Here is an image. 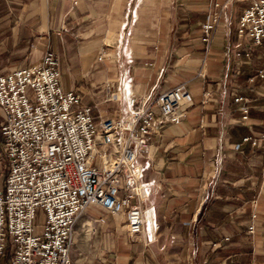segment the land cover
Masks as SVG:
<instances>
[{"label": "crops", "instance_id": "crops-1", "mask_svg": "<svg viewBox=\"0 0 264 264\" xmlns=\"http://www.w3.org/2000/svg\"><path fill=\"white\" fill-rule=\"evenodd\" d=\"M225 1L0 0V37L14 36L16 47L24 35L36 36L29 65L48 48L57 53L63 89L81 95L97 120H128L134 97L153 104L184 84L192 93L181 123H158L150 154L133 163L149 195L139 203L143 232L130 237L125 216L89 208L76 224L74 264H249L262 255L264 185L259 189L256 161L264 154L242 140L264 129V82L247 78L256 59L264 65V54L258 55L264 49L234 69L236 53L248 44L236 33L245 0L232 13L237 0L229 3L211 44L204 43L212 3ZM112 83L119 98L107 102L104 89ZM238 96L252 98L248 121L234 101ZM244 233L257 244L253 249Z\"/></svg>", "mask_w": 264, "mask_h": 264}, {"label": "built area", "instance_id": "built-area-1", "mask_svg": "<svg viewBox=\"0 0 264 264\" xmlns=\"http://www.w3.org/2000/svg\"><path fill=\"white\" fill-rule=\"evenodd\" d=\"M231 1L212 3L202 27L207 46ZM245 1L249 5L236 29L248 42L236 53L240 67L256 49H264V0ZM61 77L60 58L50 48L38 63L0 74V264H6L8 251L9 264H74L76 224L92 207L125 216L129 236L140 235L145 220L139 203L149 195L133 163L150 154L157 124H180L183 106L192 101L184 84L162 92L153 104L130 99L128 120H97L81 95L63 89ZM257 80H264V67L250 82ZM104 91L107 102L119 98L113 83ZM234 101L248 121L249 99ZM260 134L244 137L242 145L264 154V129ZM39 211L41 226L36 225ZM254 233L253 222L248 234Z\"/></svg>", "mask_w": 264, "mask_h": 264}, {"label": "rangeland", "instance_id": "rangeland-1", "mask_svg": "<svg viewBox=\"0 0 264 264\" xmlns=\"http://www.w3.org/2000/svg\"><path fill=\"white\" fill-rule=\"evenodd\" d=\"M240 1V0H239ZM238 0L235 1V3H233L229 9L228 12L232 13V10L237 7L238 5ZM20 39V38H19ZM22 42H19L20 40H18V45L15 47L16 44V40L15 37L8 34V36L6 37H0V66L3 67V71L5 72H10V71H14V70H18L20 68H25V66L29 65L30 63L33 62V50H35V47H32V44L34 43V46L37 44V37L34 36H30V35H24V37L22 38ZM45 44V43H44ZM17 48V49H16ZM254 54V58H255V53ZM264 52L260 51L259 52V56L263 55ZM236 57V56H235ZM235 70H237V67L239 65V63L237 62V60L235 59ZM255 63L257 64L256 67L254 68V70L252 69L250 74L247 75V78L249 77H257V73L264 67L263 63L258 59L255 60ZM243 70V69H242ZM241 70V72H242ZM240 71V70H239ZM241 77V75H240ZM230 77H226V75L224 76V80L225 83H228V80H230ZM258 82V81H257ZM261 82H264V80H261ZM226 85H224L223 91H224V95L226 98H228V95L230 96V98L232 97V92L231 91H226ZM231 89V88H229ZM214 97V94H212L211 97H209V99H212ZM250 99V104L252 105V98L248 97ZM3 121V117L0 113V125ZM1 128V127H0ZM255 136V137H259ZM257 151V150H256ZM254 151V153H260V152H256ZM262 158H259L256 163H257V167H258V174L259 171H261V183H259V189L262 185H264V161ZM259 176V175H258ZM259 206L262 209L261 212V216L259 217V221H260V233L259 235L262 236V246L261 249H263V253L262 255H259L257 253V255L255 256L254 259L251 260L249 259V264H264V189H263V194L260 196V200H259ZM245 211V210H244ZM39 215L37 217L36 220V225H43L44 223V213L39 211L38 212ZM245 236V246H251V249H253V245H257L255 242H253V238H250L248 235H246L244 233ZM255 246V250H256ZM257 251L258 248H257Z\"/></svg>", "mask_w": 264, "mask_h": 264}, {"label": "trees", "instance_id": "trees-1", "mask_svg": "<svg viewBox=\"0 0 264 264\" xmlns=\"http://www.w3.org/2000/svg\"><path fill=\"white\" fill-rule=\"evenodd\" d=\"M10 252L8 251L5 255V258H4V263L6 264H9V260H10Z\"/></svg>", "mask_w": 264, "mask_h": 264}]
</instances>
